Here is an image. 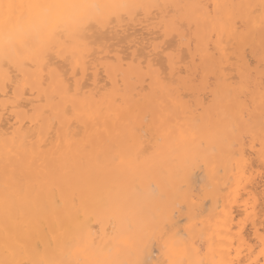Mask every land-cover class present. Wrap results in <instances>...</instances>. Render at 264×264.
<instances>
[{
    "label": "clouds",
    "instance_id": "clouds-1",
    "mask_svg": "<svg viewBox=\"0 0 264 264\" xmlns=\"http://www.w3.org/2000/svg\"><path fill=\"white\" fill-rule=\"evenodd\" d=\"M0 264H264V0H0Z\"/></svg>",
    "mask_w": 264,
    "mask_h": 264
}]
</instances>
